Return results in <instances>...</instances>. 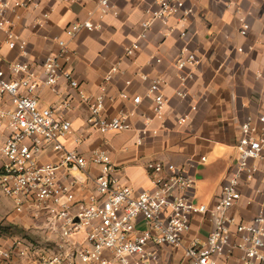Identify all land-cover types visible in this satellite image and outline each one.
<instances>
[{"label":"crops","instance_id":"1","mask_svg":"<svg viewBox=\"0 0 264 264\" xmlns=\"http://www.w3.org/2000/svg\"><path fill=\"white\" fill-rule=\"evenodd\" d=\"M33 1L38 8L20 13L13 29L17 42L25 45L26 55L18 48L10 50L5 34L0 32V68L11 62H25L40 77L44 59L59 50L56 40L68 42L74 54L68 68L78 87L71 88L61 79L56 94L48 88L36 91L39 108L62 101L71 104V110L61 111L71 123V135L63 140L64 146L87 159L95 149L106 150L116 165L120 184L135 193L151 188L147 164L184 166L194 178V195L201 194L197 202L212 206L234 167L241 123L248 116L264 112V0H182L184 7L192 10L186 23L187 36H180L175 20L179 13L166 24L153 22L143 39L141 23L150 17L160 0H109L115 14L108 13L101 20L98 0ZM239 18L249 25L244 37L239 35ZM87 20L100 28L92 32L81 29L72 39H66L64 30L68 25ZM169 27L175 29L168 33ZM133 43L138 44V49L128 56L126 49ZM183 50L197 51L199 63L179 73L174 64ZM112 68L116 71L112 72ZM187 74L182 83L179 77ZM107 75L111 79L105 82ZM154 79L163 80L161 92L168 99L162 120L154 116L153 102L147 97ZM121 92L127 95L126 99L120 97ZM99 95L103 97L106 118L119 111L134 112L129 131L104 135L91 131L87 125L88 107L81 96ZM136 96L140 103L134 107L132 98ZM180 119L184 121L180 123ZM143 128L147 133L137 144ZM87 135L83 144L74 143V138ZM202 157L204 162L199 161ZM52 159L47 154L42 160ZM189 163L194 166L189 167ZM86 173L93 178L98 169L89 164ZM72 174L81 178L76 188L80 198L90 196L94 192L92 180L81 173ZM239 190L242 198L228 214L239 222H247L264 209V163ZM11 208L25 229L41 232L30 215L16 214L13 204ZM211 228L208 216L197 215L187 238L204 239ZM160 251L165 264H181L180 249L162 247ZM239 256L234 251L229 264H238Z\"/></svg>","mask_w":264,"mask_h":264},{"label":"built area","instance_id":"2","mask_svg":"<svg viewBox=\"0 0 264 264\" xmlns=\"http://www.w3.org/2000/svg\"><path fill=\"white\" fill-rule=\"evenodd\" d=\"M37 8L33 0H0V32L5 34L10 50L18 48L26 55L25 45L17 42L13 29L20 13ZM97 10L100 20L108 13L115 14L109 0H98ZM179 13L175 20L180 36L185 38L192 10L185 8L182 0H160L141 23L140 38H145L153 22L166 24ZM239 24V35L244 37L249 25L243 18H239ZM99 28L89 20L75 22L65 28L64 35L69 40L81 29L92 32ZM173 29L169 27L168 33ZM56 43L59 50L44 59L40 77L25 62H11L0 68V192L12 202L16 214L30 215L53 247L50 254L40 255L31 252L21 240H14L8 248L0 246V258L8 259L13 254L27 258L31 252L38 256L35 264H165L160 248L169 247L182 251L181 264H229L234 251L240 253L238 264H264V209L247 222L228 214L242 198L240 186L248 183L264 163V112L248 116L241 123L234 167L212 206L195 202L193 176L186 167L170 163L147 164L151 188L135 193L120 184L116 165L106 150L95 149L87 159L64 146L63 140L71 135V123L61 111L71 110L68 101L39 108L38 89L48 88L56 94L61 79L71 88L78 87L68 68L74 54L65 39H57ZM137 49L138 44L133 43L126 55L131 56ZM198 63L197 51L183 50L174 66L184 73ZM188 76L179 78L184 83ZM110 79L107 75L105 82ZM163 84L162 79H154L147 90L159 120L168 102L161 92ZM120 97L126 99L127 95L121 92ZM81 99L88 107L87 125L91 131L104 135L131 129L133 111H119L106 118L101 95ZM139 103V96L132 98L134 107ZM183 121L180 119V123ZM146 133L145 128L139 131L137 144ZM87 139L88 135L73 141L79 146ZM47 154L53 159L43 161ZM89 164L98 169L93 178L86 173ZM72 172L92 180L94 192L90 196L80 198L76 193L81 178ZM197 215L208 216L212 228L204 239L187 238Z\"/></svg>","mask_w":264,"mask_h":264},{"label":"rangeland","instance_id":"3","mask_svg":"<svg viewBox=\"0 0 264 264\" xmlns=\"http://www.w3.org/2000/svg\"><path fill=\"white\" fill-rule=\"evenodd\" d=\"M200 197L199 193L195 195L196 203ZM11 207L12 202L0 192V246L8 248L14 240H21L31 252L50 254L53 247L50 239L39 231L25 229L18 217L13 215ZM31 252L27 258L14 254L8 259L0 258V264H35L38 262V256Z\"/></svg>","mask_w":264,"mask_h":264}]
</instances>
